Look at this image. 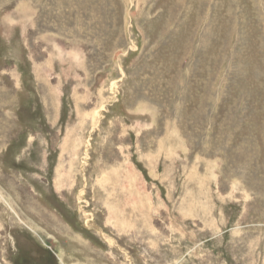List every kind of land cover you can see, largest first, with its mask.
<instances>
[{
    "label": "rangeland",
    "instance_id": "obj_1",
    "mask_svg": "<svg viewBox=\"0 0 264 264\" xmlns=\"http://www.w3.org/2000/svg\"><path fill=\"white\" fill-rule=\"evenodd\" d=\"M0 264H264V0H0Z\"/></svg>",
    "mask_w": 264,
    "mask_h": 264
}]
</instances>
